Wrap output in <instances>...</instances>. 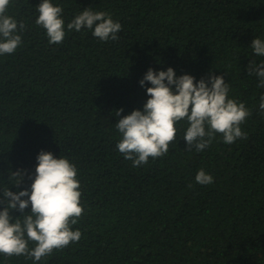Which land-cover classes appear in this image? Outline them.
Masks as SVG:
<instances>
[{
    "label": "trees",
    "instance_id": "trees-1",
    "mask_svg": "<svg viewBox=\"0 0 264 264\" xmlns=\"http://www.w3.org/2000/svg\"><path fill=\"white\" fill-rule=\"evenodd\" d=\"M51 2L63 9V42L49 44L36 25L41 0H10L6 15L26 27L16 51L0 55V201L5 188H30L41 150L67 158L80 183L84 211L71 226L80 240L35 264H264V88L246 71L264 62L250 46L264 40V0ZM85 8L119 22V39L68 31ZM169 67L196 81L223 76L229 98L251 111L240 126L247 139L225 144L217 134L205 150L189 151L181 121L165 156L139 167L126 160L116 123L143 110L147 70ZM200 169L212 184L195 182ZM0 264L34 261L0 255Z\"/></svg>",
    "mask_w": 264,
    "mask_h": 264
},
{
    "label": "clouds",
    "instance_id": "clouds-1",
    "mask_svg": "<svg viewBox=\"0 0 264 264\" xmlns=\"http://www.w3.org/2000/svg\"><path fill=\"white\" fill-rule=\"evenodd\" d=\"M9 3L10 0H0V55L16 51L22 43L19 33L26 27L25 23H18L6 15ZM36 10L35 23L45 30L48 43H62L66 35L62 7L55 6L51 0H41ZM66 28L77 32L86 28L101 41H115L119 39L117 33L122 30V25L107 12L85 8L67 23ZM250 46L256 56L264 57V40L255 38ZM246 71L248 75L258 77V88H264V62L250 61ZM145 82L151 86L145 89L149 98L143 110H133L116 123L121 135L116 148L126 160L132 161L134 167L148 163L149 158L165 156L169 145L177 140L176 124L181 121L187 123L182 137L189 151L193 148L196 152L205 150L217 134L225 144L247 139V133L240 126L251 111L244 103L229 98L230 88L223 76L212 75L210 71L207 80L202 77L196 81L189 74L177 77L171 67L158 72L149 68L139 81L140 86L144 87ZM259 107L264 111V95L260 97ZM122 111L116 110V116L120 117ZM36 160L30 188L15 193L5 188L0 201L4 204L0 210V255L24 256L31 258L34 264L53 251L80 240L81 232L72 230L71 226L78 222L84 211L76 166L67 158H55L51 152L43 150ZM12 178L15 186L23 179L19 170L12 173ZM195 182L209 185L213 183V177L200 169ZM29 205L30 212L25 213ZM12 210L20 215L11 216ZM29 243L33 247L30 248Z\"/></svg>",
    "mask_w": 264,
    "mask_h": 264
}]
</instances>
